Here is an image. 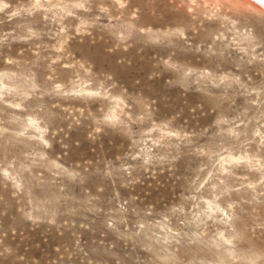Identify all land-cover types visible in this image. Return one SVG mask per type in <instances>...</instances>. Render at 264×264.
I'll return each instance as SVG.
<instances>
[{"label": "rangeland", "instance_id": "rangeland-1", "mask_svg": "<svg viewBox=\"0 0 264 264\" xmlns=\"http://www.w3.org/2000/svg\"><path fill=\"white\" fill-rule=\"evenodd\" d=\"M0 264H264V0H0Z\"/></svg>", "mask_w": 264, "mask_h": 264}]
</instances>
